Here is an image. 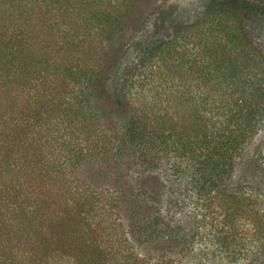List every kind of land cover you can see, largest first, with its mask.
Masks as SVG:
<instances>
[{
  "label": "trees",
  "instance_id": "16d2710c",
  "mask_svg": "<svg viewBox=\"0 0 264 264\" xmlns=\"http://www.w3.org/2000/svg\"><path fill=\"white\" fill-rule=\"evenodd\" d=\"M137 1L0 0V264H264V179L226 189L264 126V0L124 46ZM126 155L136 185L105 182Z\"/></svg>",
  "mask_w": 264,
  "mask_h": 264
},
{
  "label": "rangeland",
  "instance_id": "374dc122",
  "mask_svg": "<svg viewBox=\"0 0 264 264\" xmlns=\"http://www.w3.org/2000/svg\"><path fill=\"white\" fill-rule=\"evenodd\" d=\"M202 1L203 0H138L135 4L134 13L128 19L123 34L122 43L124 44V46H128L131 39L135 36L137 29L151 15L155 20L160 22L164 20L170 21L172 17H176L183 10L199 7ZM154 30L162 35V37H166L170 33V31L161 30L160 25H155ZM129 58L132 61L135 60L136 54L130 51ZM257 150H261L264 155V126L260 130L259 134L254 138V140L246 147L242 159L238 162V166L236 168L234 176L227 185L226 189L228 192H233L239 185L246 187L254 185L256 186L257 184L254 177L256 175L254 174L260 175L257 177H262L264 179V169H259L257 172L255 171L254 167V159L257 154ZM112 169L106 174V176H104L105 182L111 183L116 178L120 177L123 178V181L131 183L132 185H136V182L134 181L135 178L143 174V168L138 165V162L133 161L130 155H126L125 157H123L121 160V165ZM153 172L154 173L152 175L157 179H146L143 186L144 188H146V195H143V197L144 199H146L145 201L147 203H150L151 198L154 197L153 192L162 193L166 191L167 177L164 171V167L162 165H159L158 168H156ZM256 188L260 189L258 185ZM261 189L264 192V185L261 187ZM149 196H151L150 199H148ZM174 209L176 210L177 208L174 207ZM188 210L189 208H186L184 213H182L183 218H186L187 215L185 213H187ZM119 212L122 215V220L125 224V231L130 230V226L128 224V215L124 210H119ZM151 215L152 214L146 215V217H151ZM144 217L145 216H140V219H144Z\"/></svg>",
  "mask_w": 264,
  "mask_h": 264
}]
</instances>
